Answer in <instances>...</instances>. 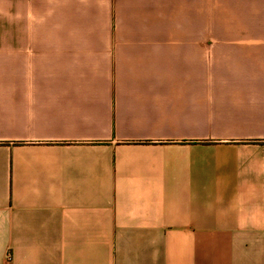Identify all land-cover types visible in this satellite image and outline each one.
<instances>
[{"label":"crops","instance_id":"crops-1","mask_svg":"<svg viewBox=\"0 0 264 264\" xmlns=\"http://www.w3.org/2000/svg\"><path fill=\"white\" fill-rule=\"evenodd\" d=\"M0 264H264V0H0Z\"/></svg>","mask_w":264,"mask_h":264},{"label":"rangeland","instance_id":"rangeland-1","mask_svg":"<svg viewBox=\"0 0 264 264\" xmlns=\"http://www.w3.org/2000/svg\"><path fill=\"white\" fill-rule=\"evenodd\" d=\"M208 36L209 34H203V39H209Z\"/></svg>","mask_w":264,"mask_h":264}]
</instances>
